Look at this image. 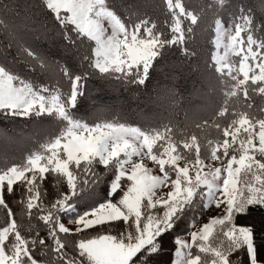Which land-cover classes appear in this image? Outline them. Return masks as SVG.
I'll list each match as a JSON object with an SVG mask.
<instances>
[{"label": "snow or ice", "instance_id": "6c2138e0", "mask_svg": "<svg viewBox=\"0 0 264 264\" xmlns=\"http://www.w3.org/2000/svg\"><path fill=\"white\" fill-rule=\"evenodd\" d=\"M164 6L167 33L149 12L158 10L155 0H0V116L36 121L10 141L16 151L0 157V264H264V119L229 113L227 104L232 89L247 97L249 81L264 85V0L209 6L218 9L209 63L218 75L227 69L233 84L214 111L219 135L205 137L204 159L195 130L177 136L163 118L141 127L120 115L138 102L171 110L181 95L182 62L163 79L153 76L165 49L195 55L171 0ZM180 15L190 27L199 20L193 9ZM12 52L26 73L10 65ZM89 77L126 85L128 95L113 87L117 101L79 116ZM228 115L221 129L217 121ZM201 124L209 122L192 128L203 132ZM193 151L194 162L181 164ZM209 208L218 214L199 226L196 214ZM185 225L194 229L190 240L179 234Z\"/></svg>", "mask_w": 264, "mask_h": 264}, {"label": "trees", "instance_id": "16d2710c", "mask_svg": "<svg viewBox=\"0 0 264 264\" xmlns=\"http://www.w3.org/2000/svg\"><path fill=\"white\" fill-rule=\"evenodd\" d=\"M122 2L128 5H142L149 2V0H122ZM178 2H180V5ZM232 2L235 3L237 0H232ZM245 2H250V0H245ZM155 3L159 6L158 10L152 12L149 9V12L157 20L158 27L167 33L168 28L165 26L164 21L171 19V13L165 15L164 0H155ZM171 3L173 11L179 16L182 26L186 30L184 33L186 37L185 46L190 51L195 52V55L185 57L181 54L179 48L165 49L164 56L158 60V63L162 64V70L158 72L154 69L153 76L157 80L163 79L164 75L170 71L171 65L182 62L181 78L178 81L181 95L178 98V102L171 110L155 104H145L144 102H138V107L132 104H124L120 108V115L122 119L130 123H139L141 127L147 124L159 125L161 118H163L164 121H171L177 136L180 129L187 132L195 130L199 141L205 144V137L212 140L217 137L218 133H209V125L201 124L203 132L200 129H193L192 125L204 120L209 122V120L213 119L216 107L225 101L223 93L232 89L233 84L230 79L218 75L215 71V66L209 63L213 52L211 35L214 32L215 12L218 11V9H212L209 6L227 4L229 0H171ZM181 8L195 10L199 14L198 22L190 27L189 21L180 15ZM224 15L227 16L229 13L226 12ZM44 18L52 22L50 16L45 15ZM189 27L190 31H188ZM242 34L245 35L244 33ZM8 59L10 65L16 71L27 72L25 66L15 60L14 52L10 53ZM262 86L264 85L247 84V97H245L243 88L232 89L234 94L227 97L229 113L233 111L238 113L240 110L254 111L255 109L256 114L262 117L264 115V106H262L264 95L259 93V88ZM66 87L64 85L62 90H66ZM113 87L117 89L119 97H127L126 85H107L95 77H89L86 84L87 91L77 105V114L87 117L92 113L97 103H113L117 101L119 97L117 92L112 91ZM228 116L229 118L232 117L231 115ZM44 123L45 127L50 126V122L45 121ZM35 124L36 121L33 118L0 116V157L3 156L5 151L9 153L15 152L16 145L10 141L16 138L20 132L34 127ZM6 137L8 142H6ZM157 147L158 145L154 146V151H156ZM200 151L202 153V147ZM3 163V159H0V166H3ZM48 181L50 182H46L45 187L54 192L55 180L52 179V176H48ZM54 198V196L49 197V199ZM86 206V204L77 205V208L83 210ZM192 215V213H189V224L191 223ZM196 215L198 216L199 213ZM0 216H2V213H0ZM188 230L189 228L185 225V230L179 234H185ZM170 243L172 245L170 251L174 252L175 237L172 238Z\"/></svg>", "mask_w": 264, "mask_h": 264}, {"label": "rangeland", "instance_id": "374dc122", "mask_svg": "<svg viewBox=\"0 0 264 264\" xmlns=\"http://www.w3.org/2000/svg\"><path fill=\"white\" fill-rule=\"evenodd\" d=\"M178 4L180 5V2H178ZM242 36H244V35L242 34ZM213 38H214V32H213V34L211 35V40H212ZM243 47H244V48L247 47V40H246V39H245V43H244ZM213 50H214V49L212 48V51H213ZM239 60H240V57H239V56H233V57H230V62L233 63L234 66H238V65H239ZM232 75H237V73H236L235 71H233V72H232ZM220 76H221V75H220ZM221 77H226V78L230 79V81L233 83V81L231 80V78H230V76H229V74H228V70H227V69H225V72H224V74H223ZM237 79H245V77H243V76H237ZM247 84H253V83H251V82L249 81ZM262 106H264V101H263ZM241 109H242V108H241ZM240 111H241V110H240ZM240 111H239L238 113H243V114L246 116L247 119H249V120H251V121H253V122H255V121L259 120V119H264V115H262V117L259 116V115H257L256 112H255V109H254V111H253V110H250V111H248V110H242L241 112H240ZM213 118H214V113H213ZM231 119H233V117L229 118V116H226V117H224V118L218 120L217 122L220 124L221 129H222L223 127H225V126L228 125V121L231 120ZM212 123H213V119L209 120V124H208V125H209V129H210V130H209L208 132H209V133H212V132H216V133H218L217 130H216V128L211 126ZM255 130H257V131L259 130V129H258V125H256ZM207 134H208V133H207ZM218 135H219V133H218ZM218 135H217V136H218ZM221 138H222V137H221ZM215 139H217V137L214 138V139H212V140H215ZM199 143H200V145H201V147H202L201 158L204 159V158H205V155H206V152H205V144H203V143L200 142V141H199ZM181 151H183V150L181 149ZM184 156H185V159H183V160L180 161L181 164H184V163L186 162V160H192L193 162H194V160H195L194 151H193V152L184 153ZM258 158H259V157H258ZM134 159H136V158L134 157ZM144 162L146 163V165H147L149 168H152V169H153V173H154V174H158V172H157V168H156V166L153 165V162H152V161L146 159ZM209 162H211V161H209V160H207V159L205 160V163H206V164L209 163ZM213 163H216V162H213ZM206 170H207V169H205V171H206ZM170 188H171V186L169 185V186L163 188L162 191H163L164 193H166V192H168V191L170 190ZM158 194H159V193H158ZM216 214H218V213H216V212H212V211H211V208H209L208 210H206V214H205V215H200V214H199V215H198V217H199V226H202L203 223L208 222V220L211 218V216H212V215H216ZM63 219H64V218L62 217V220H63ZM190 230H194V229H189L188 231H186L185 234H182V236L188 238L189 240H190V236L188 235V232H189ZM193 251L195 252L196 249H193Z\"/></svg>", "mask_w": 264, "mask_h": 264}]
</instances>
